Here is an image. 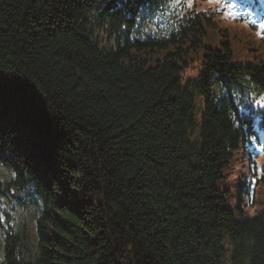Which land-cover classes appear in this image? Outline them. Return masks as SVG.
Returning <instances> with one entry per match:
<instances>
[{
  "label": "trees",
  "instance_id": "16d2710c",
  "mask_svg": "<svg viewBox=\"0 0 264 264\" xmlns=\"http://www.w3.org/2000/svg\"><path fill=\"white\" fill-rule=\"evenodd\" d=\"M99 1L0 0V197L35 229L27 260L2 210L0 264H264V214L225 207L221 184L264 64L232 60V20L208 43V10L155 37L137 24L163 0Z\"/></svg>",
  "mask_w": 264,
  "mask_h": 264
},
{
  "label": "rangeland",
  "instance_id": "374dc122",
  "mask_svg": "<svg viewBox=\"0 0 264 264\" xmlns=\"http://www.w3.org/2000/svg\"><path fill=\"white\" fill-rule=\"evenodd\" d=\"M202 3L207 2L208 0H198ZM202 4H200L201 6ZM214 18L216 19L217 26L216 27H210L209 28V36L206 37V41L212 45H215V42L212 39V36L215 35V32H213V29L219 30L220 28L223 29H229L231 28V24L226 25V21L222 17V14L214 13ZM220 36H223V34L219 31H217ZM239 34H243V36L238 35L234 36L232 39H228L230 43L232 44L233 52L234 54L237 53V55L243 54L244 56H236L232 60L234 61H246V62H254L258 61L260 62L259 55H262L263 49L260 47V35L259 34H253L250 32V30L240 25ZM255 47H258L255 49ZM215 48H219L218 46H215ZM251 48V49H249ZM186 74H191V71H186ZM250 149H252V146L249 145L246 150H240L236 153L235 160L236 162H239V160H243L244 164V171L242 176H236L231 175L230 171L226 173V178L229 179V181L225 182L224 184L228 185V192H223L222 195L225 197V200L223 202L225 207H228L235 212H240V209L237 208L238 205H240L242 211L246 215H254L257 213L264 214V176H262L259 179H256L255 175L253 174V170L249 169V161H248V155L250 152ZM257 162L259 164V168L262 170L264 168V148L260 149V155L257 157ZM2 171L0 170V173ZM230 176V177H229ZM227 180V179H225ZM29 220V219H27ZM29 230L31 237H33V227L32 224L29 223ZM28 248L30 252H33V247L31 242L28 244Z\"/></svg>",
  "mask_w": 264,
  "mask_h": 264
},
{
  "label": "snow or ice",
  "instance_id": "6c2138e0",
  "mask_svg": "<svg viewBox=\"0 0 264 264\" xmlns=\"http://www.w3.org/2000/svg\"><path fill=\"white\" fill-rule=\"evenodd\" d=\"M210 2H212V0H210ZM179 4H180V0H172V3H170L169 7L175 8V7H178ZM188 6L191 7V0H189ZM225 7L228 9L225 12V16L231 17V18H236L239 15V12H236V11L232 10V7H233L232 5H225ZM246 22H250V23L256 24V21H254V20H249V21H246ZM257 27L260 28V29H264V23L258 24ZM258 34L261 35L262 37H264V32H258ZM255 103L258 106L264 107V99L257 100Z\"/></svg>",
  "mask_w": 264,
  "mask_h": 264
}]
</instances>
